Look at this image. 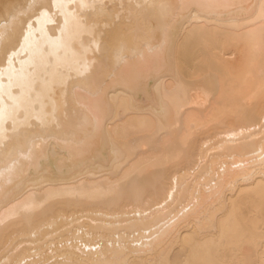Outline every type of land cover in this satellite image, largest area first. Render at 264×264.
<instances>
[{"label": "bare ground", "instance_id": "bare-ground-1", "mask_svg": "<svg viewBox=\"0 0 264 264\" xmlns=\"http://www.w3.org/2000/svg\"><path fill=\"white\" fill-rule=\"evenodd\" d=\"M60 2L0 0V264H264V0Z\"/></svg>", "mask_w": 264, "mask_h": 264}, {"label": "snow or ice", "instance_id": "snow-or-ice-1", "mask_svg": "<svg viewBox=\"0 0 264 264\" xmlns=\"http://www.w3.org/2000/svg\"><path fill=\"white\" fill-rule=\"evenodd\" d=\"M70 3H76V0H69ZM57 6L58 7H62V3L60 2V0H57ZM77 7H88L89 5L85 2V0H80V3L76 4ZM46 15V14H45ZM66 23H67V19H66ZM15 53L12 54V56H14ZM12 56H7V60H8V66H9V70H12ZM3 120V115L0 114V122H2Z\"/></svg>", "mask_w": 264, "mask_h": 264}]
</instances>
